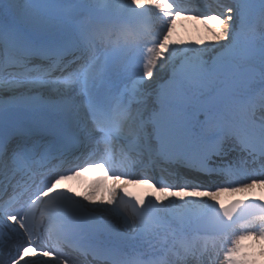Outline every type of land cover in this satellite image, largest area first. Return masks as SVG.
<instances>
[{
	"label": "snow or ice",
	"instance_id": "snow-or-ice-1",
	"mask_svg": "<svg viewBox=\"0 0 264 264\" xmlns=\"http://www.w3.org/2000/svg\"><path fill=\"white\" fill-rule=\"evenodd\" d=\"M255 189L264 0H0V264H264V199H218Z\"/></svg>",
	"mask_w": 264,
	"mask_h": 264
},
{
	"label": "bare ground",
	"instance_id": "bare-ground-1",
	"mask_svg": "<svg viewBox=\"0 0 264 264\" xmlns=\"http://www.w3.org/2000/svg\"><path fill=\"white\" fill-rule=\"evenodd\" d=\"M183 20L175 19L172 29L174 28L176 31L172 33V40L175 41L177 37L179 36H188L192 37L193 33H196L197 42H202L204 44L211 43L212 42V36L214 32L217 30V27L215 23L209 22L208 20H202V19H195L192 17H188L186 19V22L183 24ZM183 26H186L184 29ZM198 32V34H197ZM176 42V41H175ZM99 181V194L97 196V200H100L101 198L107 199L109 190L113 186V182L111 179L106 178L103 176L102 173L99 171H93V172H86L83 175L70 180L62 182L60 185H58L59 188H72L73 191H87L89 190L93 185L97 184ZM133 192L135 193L136 197H146L151 193L153 190L149 187H144L143 185H134L132 184ZM155 195H160L159 193H155ZM250 196H260L262 199H264V191H261L260 189H255L252 193H229L224 192L221 193L218 199L221 203L228 204L229 201L233 198L236 199H246ZM132 197V196H131ZM211 244V243H210ZM242 244L246 246V248L249 251L257 252L258 247L254 244V241L250 239H246L242 241ZM32 250H29V254L31 255ZM217 264H223V253H221L220 260L217 261Z\"/></svg>",
	"mask_w": 264,
	"mask_h": 264
},
{
	"label": "rangeland",
	"instance_id": "rangeland-1",
	"mask_svg": "<svg viewBox=\"0 0 264 264\" xmlns=\"http://www.w3.org/2000/svg\"><path fill=\"white\" fill-rule=\"evenodd\" d=\"M183 27H184V29L186 28V26H183ZM174 30L175 29L173 28L172 29V33L175 32ZM197 34H198V32H197ZM197 39L198 38L196 37V33H193L192 37H188V36H185V35L184 36H179V37L176 38L175 41L178 44H196ZM254 244L258 247L257 242L254 241Z\"/></svg>",
	"mask_w": 264,
	"mask_h": 264
}]
</instances>
